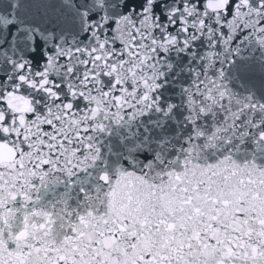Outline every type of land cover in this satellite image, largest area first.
Instances as JSON below:
<instances>
[{
  "label": "snow or ice",
  "instance_id": "1",
  "mask_svg": "<svg viewBox=\"0 0 264 264\" xmlns=\"http://www.w3.org/2000/svg\"><path fill=\"white\" fill-rule=\"evenodd\" d=\"M0 264H264V0H0Z\"/></svg>",
  "mask_w": 264,
  "mask_h": 264
}]
</instances>
